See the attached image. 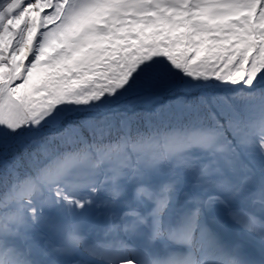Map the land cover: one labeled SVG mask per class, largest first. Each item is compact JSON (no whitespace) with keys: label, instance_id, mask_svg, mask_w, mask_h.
<instances>
[{"label":"snow or ice","instance_id":"snow-or-ice-1","mask_svg":"<svg viewBox=\"0 0 264 264\" xmlns=\"http://www.w3.org/2000/svg\"><path fill=\"white\" fill-rule=\"evenodd\" d=\"M0 264H264V0H0Z\"/></svg>","mask_w":264,"mask_h":264}]
</instances>
